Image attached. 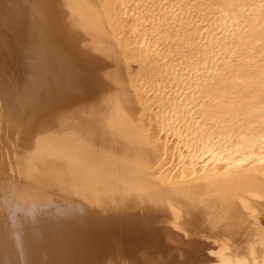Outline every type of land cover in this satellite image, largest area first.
Masks as SVG:
<instances>
[{
    "label": "bare ground",
    "instance_id": "6f19581e",
    "mask_svg": "<svg viewBox=\"0 0 264 264\" xmlns=\"http://www.w3.org/2000/svg\"><path fill=\"white\" fill-rule=\"evenodd\" d=\"M166 1L0 0V264H264V0Z\"/></svg>",
    "mask_w": 264,
    "mask_h": 264
},
{
    "label": "rangeland",
    "instance_id": "374dc122",
    "mask_svg": "<svg viewBox=\"0 0 264 264\" xmlns=\"http://www.w3.org/2000/svg\"><path fill=\"white\" fill-rule=\"evenodd\" d=\"M170 0H168V1H166L164 4H169V3H171V1L169 2ZM192 1H202V0H191L190 2H192ZM204 1H205V3H204ZM212 0H203V3L205 4V5H207V3H209V2H211ZM167 2H169V3H167ZM190 4H193V2L192 3H190ZM189 12V16L191 17V22L192 23H190V25H189V27L190 28H193L192 30H190L191 32L192 31H195V30H197V28H201L202 30H200L199 32H197V35H191V40L193 41V39H195V38H197V36L199 35L200 36V41H201V43H203V42H205L204 41V38H205V36H213V38H216L217 40H216V42H219L221 45H228V43H229V41H228V38H227V34L225 33V32H223V30L222 29H217V28H213L212 27V25H210V26H208L207 27V25H206V21L210 18L213 22H215L216 21V18L218 17H214V16H211V15H209L208 16V12L207 11H203V13L202 12H200V11H193V10H191V11H188ZM207 12V13H206ZM200 22H204V23H200ZM197 23V26L195 25ZM201 24V25H200ZM215 36V37H214ZM202 38H203V41H202ZM198 40H194V42H197V41H199V38H197ZM202 46V45H201ZM200 46V47H201ZM196 50V48L194 47V46H191V47H185L184 46V53L186 54V56H192L193 54H194V52L193 51H195ZM201 49V48H200ZM193 50V51H192ZM192 51V52H191ZM198 51H200L199 49H198ZM224 52V51H223ZM172 57L174 56V54H172L171 55ZM229 56V54L227 55V56H223V60L225 59V57H228ZM173 59H175V57H173ZM137 69V65L135 66V68H134V70H136ZM147 72H149L150 71V69H149V67L148 68H146L145 69Z\"/></svg>",
    "mask_w": 264,
    "mask_h": 264
}]
</instances>
